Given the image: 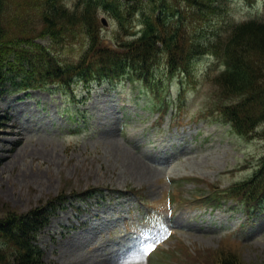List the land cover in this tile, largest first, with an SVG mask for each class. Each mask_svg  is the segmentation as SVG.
I'll use <instances>...</instances> for the list:
<instances>
[{
    "label": "rangeland",
    "instance_id": "obj_1",
    "mask_svg": "<svg viewBox=\"0 0 264 264\" xmlns=\"http://www.w3.org/2000/svg\"><path fill=\"white\" fill-rule=\"evenodd\" d=\"M221 9L192 24L196 40L224 41L228 27L264 21V0H225ZM98 20L111 44L116 21L103 11ZM81 47L60 52L76 60ZM222 65L210 53L197 57L180 114L163 120L147 91L128 82L0 95V217L65 199L38 236L46 264H216L226 251L264 264V211L248 220L236 206L210 211L170 197H195L194 180L221 188L245 180L264 154V139L236 136L215 113L211 78ZM180 78L166 82L171 98ZM140 166L150 174L142 177Z\"/></svg>",
    "mask_w": 264,
    "mask_h": 264
},
{
    "label": "trees",
    "instance_id": "obj_2",
    "mask_svg": "<svg viewBox=\"0 0 264 264\" xmlns=\"http://www.w3.org/2000/svg\"><path fill=\"white\" fill-rule=\"evenodd\" d=\"M224 1L77 0L69 7L62 0H0V95L126 80L149 89L162 116L172 107L162 96L165 82L181 77L176 112L194 60L210 53L223 62L211 78L215 113L236 136L264 139V21L236 23L226 29L224 41L215 43L197 41L190 32L199 20L221 17ZM101 11L117 23L111 44L101 33ZM73 42L82 44L81 52L69 60L60 50ZM194 182L192 199L209 208L234 202L251 219L264 211V154L250 177L228 187ZM64 203L59 195L24 213L7 209L0 217V264H46L38 236ZM222 253L216 264H244L234 252Z\"/></svg>",
    "mask_w": 264,
    "mask_h": 264
},
{
    "label": "bare ground",
    "instance_id": "obj_3",
    "mask_svg": "<svg viewBox=\"0 0 264 264\" xmlns=\"http://www.w3.org/2000/svg\"><path fill=\"white\" fill-rule=\"evenodd\" d=\"M50 1V0H49ZM100 26V25H99ZM125 32V31H124ZM51 33V32H50ZM128 34V33H127ZM43 35V34H42ZM108 35V34H107ZM101 43V42H100ZM226 44V43H225ZM74 79V78H73ZM77 80V79H76ZM107 80V79H106ZM140 163H142L140 160H138ZM143 164V163H142ZM143 165H145V164H143ZM136 167V166H135ZM140 169H141V172L142 173H140V174H142L143 176L142 177H145V176H148L150 173L147 171V170H145L143 167L141 168V166H140ZM149 171H151V170H149ZM152 172V171H151Z\"/></svg>",
    "mask_w": 264,
    "mask_h": 264
},
{
    "label": "water",
    "instance_id": "obj_4",
    "mask_svg": "<svg viewBox=\"0 0 264 264\" xmlns=\"http://www.w3.org/2000/svg\"><path fill=\"white\" fill-rule=\"evenodd\" d=\"M106 25V24H105Z\"/></svg>",
    "mask_w": 264,
    "mask_h": 264
}]
</instances>
